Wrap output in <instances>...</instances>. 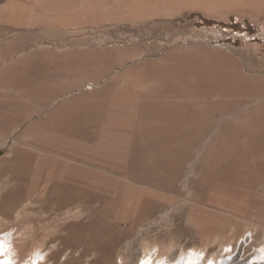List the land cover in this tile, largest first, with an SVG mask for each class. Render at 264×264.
<instances>
[{"label":"rangeland","instance_id":"374dc122","mask_svg":"<svg viewBox=\"0 0 264 264\" xmlns=\"http://www.w3.org/2000/svg\"><path fill=\"white\" fill-rule=\"evenodd\" d=\"M222 261L264 264V0H0V264Z\"/></svg>","mask_w":264,"mask_h":264},{"label":"bare ground","instance_id":"6f19581e","mask_svg":"<svg viewBox=\"0 0 264 264\" xmlns=\"http://www.w3.org/2000/svg\"><path fill=\"white\" fill-rule=\"evenodd\" d=\"M68 115H69V114H68ZM179 123H180V122H179ZM167 133H169V132H167ZM26 152H27V151H26ZM26 154H27V153H26ZM26 154H25L24 152H22V156L27 157ZM20 155H21V154H20ZM16 157H18L17 154H16ZM65 157H66V156H65ZM149 161H150V160H149ZM21 176H22V175H21ZM29 176H30V175H29ZM11 193H12V192H11ZM11 193H9L7 196H10ZM70 196H71V195H70ZM91 205H92V204H91ZM107 205H108V204H107ZM94 211H95V210H94ZM113 213H114V212H113ZM83 224H84V223H83ZM77 226H78V225H77ZM74 228H77V227H74ZM80 228H81V227H79V229H80ZM68 230H69V229H68ZM221 259H222V258H221ZM223 260H224V259H223ZM224 263H225V261H224V262L222 261L221 263H216V262H215V264H224ZM226 263H227V262H226ZM145 264H146V263H145Z\"/></svg>","mask_w":264,"mask_h":264}]
</instances>
